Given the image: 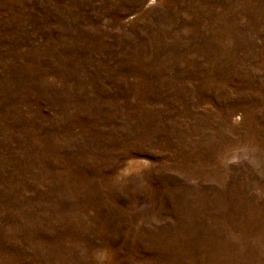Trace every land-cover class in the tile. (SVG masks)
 <instances>
[{
	"label": "rangeland",
	"instance_id": "obj_1",
	"mask_svg": "<svg viewBox=\"0 0 264 264\" xmlns=\"http://www.w3.org/2000/svg\"><path fill=\"white\" fill-rule=\"evenodd\" d=\"M0 264H264V0H0Z\"/></svg>",
	"mask_w": 264,
	"mask_h": 264
}]
</instances>
